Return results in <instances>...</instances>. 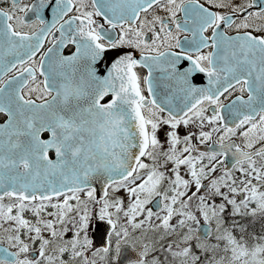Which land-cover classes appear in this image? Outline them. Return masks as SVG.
Returning <instances> with one entry per match:
<instances>
[{
    "label": "snow or ice",
    "instance_id": "1",
    "mask_svg": "<svg viewBox=\"0 0 264 264\" xmlns=\"http://www.w3.org/2000/svg\"><path fill=\"white\" fill-rule=\"evenodd\" d=\"M0 120V264H264V0H0Z\"/></svg>",
    "mask_w": 264,
    "mask_h": 264
}]
</instances>
